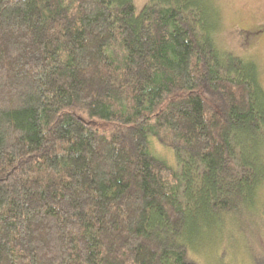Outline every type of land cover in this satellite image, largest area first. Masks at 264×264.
Here are the masks:
<instances>
[{
    "label": "trees",
    "instance_id": "trees-1",
    "mask_svg": "<svg viewBox=\"0 0 264 264\" xmlns=\"http://www.w3.org/2000/svg\"><path fill=\"white\" fill-rule=\"evenodd\" d=\"M220 19L212 0H0V264H200L227 231L264 264V88Z\"/></svg>",
    "mask_w": 264,
    "mask_h": 264
},
{
    "label": "rangeland",
    "instance_id": "rangeland-1",
    "mask_svg": "<svg viewBox=\"0 0 264 264\" xmlns=\"http://www.w3.org/2000/svg\"><path fill=\"white\" fill-rule=\"evenodd\" d=\"M150 0H133L136 12L140 13L143 6ZM220 10L221 28L219 41L221 47L235 51L257 62L260 82L264 88V0H212ZM155 142V143H154ZM156 139L150 137L152 150L159 156L175 161L174 151L162 147ZM258 201L264 207V183L258 192ZM212 234L208 242L194 252L200 264H251L245 243L240 234ZM263 243L254 249L260 253ZM207 239V238H206ZM258 239V240H259ZM248 250V249H247ZM259 250V251H258Z\"/></svg>",
    "mask_w": 264,
    "mask_h": 264
}]
</instances>
